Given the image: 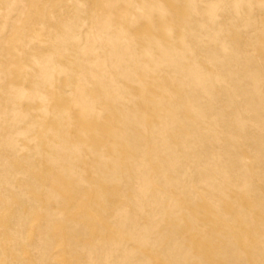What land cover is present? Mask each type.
I'll use <instances>...</instances> for the list:
<instances>
[{
    "label": "bare ground",
    "instance_id": "bare-ground-1",
    "mask_svg": "<svg viewBox=\"0 0 264 264\" xmlns=\"http://www.w3.org/2000/svg\"><path fill=\"white\" fill-rule=\"evenodd\" d=\"M0 264H264V0H0Z\"/></svg>",
    "mask_w": 264,
    "mask_h": 264
},
{
    "label": "rangeland",
    "instance_id": "rangeland-1",
    "mask_svg": "<svg viewBox=\"0 0 264 264\" xmlns=\"http://www.w3.org/2000/svg\"><path fill=\"white\" fill-rule=\"evenodd\" d=\"M201 53H202V52H201ZM202 54H203V53H202ZM203 57H204V56H203ZM39 193H40V192H39ZM11 198L14 199V200H18L16 196H11ZM31 223H33V221H32ZM33 224H34V223H33Z\"/></svg>",
    "mask_w": 264,
    "mask_h": 264
}]
</instances>
